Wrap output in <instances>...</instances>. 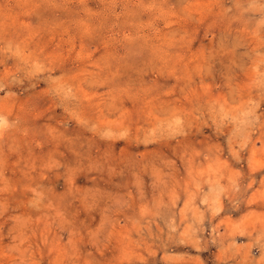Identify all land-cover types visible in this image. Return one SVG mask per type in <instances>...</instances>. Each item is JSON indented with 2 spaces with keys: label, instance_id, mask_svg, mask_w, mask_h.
Segmentation results:
<instances>
[{
  "label": "rangeland",
  "instance_id": "obj_1",
  "mask_svg": "<svg viewBox=\"0 0 264 264\" xmlns=\"http://www.w3.org/2000/svg\"><path fill=\"white\" fill-rule=\"evenodd\" d=\"M0 264H264V0H0Z\"/></svg>",
  "mask_w": 264,
  "mask_h": 264
}]
</instances>
